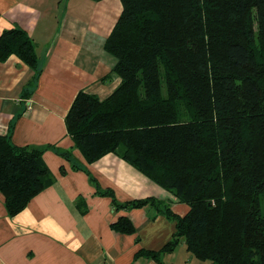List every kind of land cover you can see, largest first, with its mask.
<instances>
[{"label": "trees", "instance_id": "obj_1", "mask_svg": "<svg viewBox=\"0 0 264 264\" xmlns=\"http://www.w3.org/2000/svg\"><path fill=\"white\" fill-rule=\"evenodd\" d=\"M120 2L104 48L121 82L106 99L79 92L68 134L87 164L114 154L189 211L178 216L155 198L121 203L92 176L91 183L115 211L149 206L175 223L162 249L136 258L165 264L184 243L201 264H264V0ZM12 55L40 75L35 43L22 29L0 35V62ZM49 148L0 135V194L10 216L53 185L43 159ZM60 155L87 172L70 152ZM77 205L85 213L82 199ZM111 228L137 233L127 216Z\"/></svg>", "mask_w": 264, "mask_h": 264}, {"label": "crops", "instance_id": "obj_2", "mask_svg": "<svg viewBox=\"0 0 264 264\" xmlns=\"http://www.w3.org/2000/svg\"><path fill=\"white\" fill-rule=\"evenodd\" d=\"M121 13L120 0H0V35L15 28L27 32L41 69L36 77L16 55L0 62V135L11 136L16 146H49L43 159L55 178L13 217L0 194V264H159L136 254L162 249L175 233L174 223L149 206L115 211L90 176L121 203L155 198L178 216L189 211L114 154L87 164L68 134L66 116L79 92L106 99L121 82L111 75L116 59L104 48ZM63 151L87 172L73 170L60 155ZM79 199L85 213L78 208ZM122 216L131 219L135 235L111 228Z\"/></svg>", "mask_w": 264, "mask_h": 264}, {"label": "rangeland", "instance_id": "obj_3", "mask_svg": "<svg viewBox=\"0 0 264 264\" xmlns=\"http://www.w3.org/2000/svg\"><path fill=\"white\" fill-rule=\"evenodd\" d=\"M173 196V195H172ZM174 223V222H173ZM175 226V223H174ZM176 254L168 259V254L162 257V261L175 264H201V261L198 260L192 253L188 252L186 245L181 243L179 247L175 250Z\"/></svg>", "mask_w": 264, "mask_h": 264}]
</instances>
